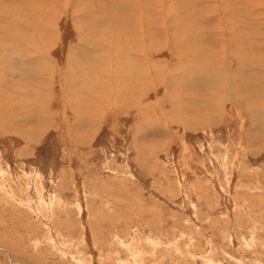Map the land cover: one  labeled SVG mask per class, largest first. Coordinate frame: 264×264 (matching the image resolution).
Instances as JSON below:
<instances>
[{
	"label": "rangeland",
	"instance_id": "1",
	"mask_svg": "<svg viewBox=\"0 0 264 264\" xmlns=\"http://www.w3.org/2000/svg\"><path fill=\"white\" fill-rule=\"evenodd\" d=\"M263 84L264 0H0V264H264Z\"/></svg>",
	"mask_w": 264,
	"mask_h": 264
},
{
	"label": "bare ground",
	"instance_id": "2",
	"mask_svg": "<svg viewBox=\"0 0 264 264\" xmlns=\"http://www.w3.org/2000/svg\"><path fill=\"white\" fill-rule=\"evenodd\" d=\"M46 7V6H45ZM55 8V7H54ZM101 9V8H100ZM14 10V9H13ZM8 11H10V10H8ZM17 11V10H16ZM103 11V10H102ZM108 11V10H107ZM11 12H14V11H11ZM21 12V11H20ZM132 12V11H131ZM11 14V13H10ZM13 16V15H12ZM11 16V17H12ZM15 16V15H14ZM8 17V16H7ZM7 20V19H6ZM96 20V19H95ZM13 21H15V20H13ZM44 23V22H43ZM140 25V24H139ZM10 28V27H9ZM12 28V27H11ZM39 28H41V26H39ZM24 30H26V29H24ZM40 30H42V29H40ZM13 31V30H12ZM27 31V30H26ZM35 31V30H34ZM43 32H46L45 31V28H43V30H42ZM118 31H119V29H118ZM49 33V32H48ZM19 34H20V32H19ZM45 34V33H44ZM43 34V35H44ZM146 34V33H145ZM15 35V34H14ZM38 35V34H37ZM52 35V34H51ZM51 35H49V36H51ZM11 36V35H10ZM45 36H46V34H45ZM110 36V35H109ZM127 36V35H126ZM129 36V35H128ZM19 39H20V37L19 36H17ZM23 37V36H22ZM38 37V36H37ZM246 37V36H245ZM41 38V37H40ZM110 38V37H109ZM192 38V37H191ZM194 38H196V39H198V37L196 36H194ZM8 39V38H7ZM150 39V38H149ZM21 40V39H20ZM23 40V39H22ZM11 41V40H10ZM119 41V40H118ZM32 42V41H31ZM117 42V41H116ZM12 43V42H11ZM120 45H121V43H120ZM94 46H96V45H94ZM22 47V46H21ZM121 48V47H120ZM207 48V47H206ZM212 48V47H211ZM123 49V48H122ZM144 50V49H143ZM145 50H146V48H145ZM150 51V50H149ZM6 52V51H5ZM213 52H215V51H213ZM43 54V53H42ZM99 54H101V53H99ZM104 54V53H103ZM112 54V53H111ZM204 54V51H203V53H202V55ZM15 55V54H14ZM93 55H95V54H93ZM98 55V54H97ZM96 55V56H97ZM78 56V55H77ZM93 57V56H92ZM95 57V56H94ZM98 57V56H97ZM15 58H16V56H15ZM40 58H42V57H40ZM99 58H101V57H99ZM18 59V58H17ZM30 59V58H29ZM44 59V58H43ZM90 59V58H89ZM239 59H241L240 57L238 58V60ZM5 60V59H4ZM147 60H151V58L149 59H146L145 61L147 62ZM260 61V60H259ZM90 62V61H89ZM153 62V61H152ZM189 62V61H188ZM263 62V61H262ZM21 63V62H20ZM20 63H15L14 61H13V64L15 65V66H19V64ZM97 63V62H96ZM187 63V62H186ZM261 63V62H260ZM189 64V63H188ZM183 65V64H182ZM148 66V65H147ZM184 67V66H183ZM153 68V67H152ZM23 69H24V67H23ZM22 69V70H23ZM26 69V68H25ZM24 69V70H25ZM137 69H139V68H137ZM257 70H259V69H257ZM21 71V70H20ZM32 71V70H31ZM37 71V70H36ZM88 71V70H87ZM147 72V71H146ZM20 73V72H19ZM32 73H33V71H32ZM24 75V74H23ZM30 75V74H29ZM113 75V74H112ZM41 76V75H40ZM138 76V75H137ZM117 79V78H116ZM42 80V79H41ZM73 80V79H72ZM122 80V79H121ZM245 80V77L243 76V81ZM259 79L258 78H256V80L255 81H258ZM50 81V80H49ZM81 81V80H80ZM120 81V80H119ZM122 81H124V80H122ZM25 82V81H24ZM250 82V81H249ZM30 84V83H29ZM48 84H50V83H48ZM251 84V83H250ZM256 84H258L257 82H256ZM80 85H81V83H80ZM103 85V84H102ZM154 85V84H153ZM245 85H246V83H245ZM263 86H264V84H263ZM261 87V88H264V87ZM80 88V87H79ZM88 90V89H87ZM105 90V89H104ZM71 91V90H70ZM89 91V90H88ZM106 91V90H105ZM21 92V91H20ZM120 92V91H119ZM20 94V93H19ZM24 96V95H23ZM72 96V95H71ZM245 96V95H244ZM121 97V96H120ZM27 98V97H26ZM122 98V97H121ZM246 98V97H245ZM10 103H12V102H10ZM63 105H65V104H63ZM98 105V104H97ZM82 114H84V112H81L80 113V115H82ZM42 115V114H41ZM85 115V114H84ZM129 245V244H128ZM125 247H127V246H125ZM130 249V248H129ZM128 251V250H127ZM140 252V251H139ZM133 254V253H132ZM141 258V257H140ZM143 261V260H142ZM139 263V262H138Z\"/></svg>",
	"mask_w": 264,
	"mask_h": 264
}]
</instances>
